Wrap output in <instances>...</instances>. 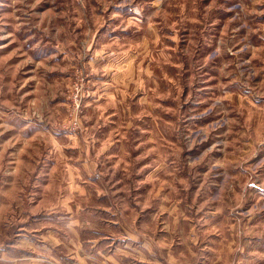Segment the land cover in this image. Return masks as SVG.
<instances>
[{
  "label": "rangeland",
  "instance_id": "1",
  "mask_svg": "<svg viewBox=\"0 0 264 264\" xmlns=\"http://www.w3.org/2000/svg\"><path fill=\"white\" fill-rule=\"evenodd\" d=\"M0 264H264V0H0Z\"/></svg>",
  "mask_w": 264,
  "mask_h": 264
}]
</instances>
